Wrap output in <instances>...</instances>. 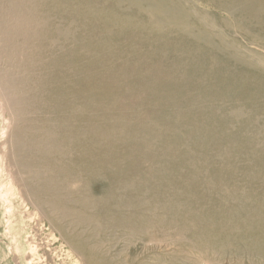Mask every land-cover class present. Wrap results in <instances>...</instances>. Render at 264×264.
<instances>
[{
  "label": "bare ground",
  "instance_id": "bare-ground-1",
  "mask_svg": "<svg viewBox=\"0 0 264 264\" xmlns=\"http://www.w3.org/2000/svg\"><path fill=\"white\" fill-rule=\"evenodd\" d=\"M193 1L0 0V58L11 66L0 94L23 198L86 264H112L103 249L118 238L108 237L133 247L162 224L205 255L256 264L264 251L253 236L264 235V52L232 41ZM209 2L227 30L264 32V0ZM198 185L218 202L194 195Z\"/></svg>",
  "mask_w": 264,
  "mask_h": 264
},
{
  "label": "rangeland",
  "instance_id": "rangeland-1",
  "mask_svg": "<svg viewBox=\"0 0 264 264\" xmlns=\"http://www.w3.org/2000/svg\"><path fill=\"white\" fill-rule=\"evenodd\" d=\"M193 4L198 10L204 11L205 14H207L215 22V26L218 27V29L226 36H229L232 41H236L237 44L248 45L254 52H264V48L260 47V44L254 40L261 39L262 37L264 38V32L262 30L255 27L250 30V37L249 35H245L243 33L241 34L240 32L227 30L220 21V19L225 18V15L219 12L215 6L210 4V2L208 3V0H194ZM4 6L7 8V4H5V2ZM108 8L112 9L110 7ZM200 11L196 12L199 13ZM133 15V13H130L131 17ZM86 22H89V20H85L83 23ZM62 26L66 25L63 23ZM252 38H254L253 40L255 42ZM21 58L23 59V57L19 56L16 61H22ZM0 60V71H9L11 66L5 58H0ZM225 81L226 80H224V82ZM242 94H248L247 90H243ZM4 100V98L2 100L0 94V264H86L84 259L77 253L73 252L65 243L66 240L63 241L60 234L52 227L47 214H45V212L42 213V211L37 207L31 206L27 200H25L26 198H23L25 196V187L23 184L24 176L22 174L20 175L17 166L14 163L15 161L11 155L10 145L13 140L12 134L16 127V123L12 119L8 106L4 103ZM240 107L242 108L241 110L243 113H247L250 109L258 110L256 107L248 104H241ZM147 109L148 108L146 106H143L139 107V110L137 111L145 114ZM214 123L213 125L218 129V126H220L219 121H216L215 124ZM226 123L231 124L234 129L239 127V123L236 122ZM182 124L187 125L188 122L184 121ZM101 126L102 123H100L99 120H94L92 123V130L96 131L98 128H101ZM141 132L143 133L144 131L142 130ZM200 132L205 133L207 130L202 129ZM194 141L195 140L190 141V144L194 146L195 149L193 150V153L196 155L204 154L200 149L195 148ZM105 146L109 148V150H112L116 148L118 144H116V142H108ZM113 154L114 153L109 155V163L112 162L110 160L112 156H115ZM205 155H208V153L202 156ZM127 167L128 165L126 168L122 166V170L130 171L131 168ZM131 170L133 171V169ZM169 171H173V169H170ZM171 175H173V173ZM171 175L168 182H171V184L178 187L182 192L188 191V188L180 183V178L183 175H180L179 177H177V174H174L173 177ZM143 176L147 179L146 174H143ZM198 186L192 188L194 195L208 198L213 203L218 202L217 198L211 197L212 191L210 189ZM257 188L258 186L251 185L248 190L257 191ZM158 191L163 193L162 190ZM160 201L161 200L157 201V204L161 205ZM251 203L254 204L255 202ZM211 213L218 214L219 210L213 212L209 211V215ZM154 215L160 217L158 210L154 213ZM218 230L219 229L217 227V231H214L218 232ZM177 231H182L181 227L178 225L176 226V229L175 227H165L163 224L161 226H155L142 244L136 243L133 244V247L128 243L125 236L122 237L115 234L117 237L114 235L110 236V239L113 240H110L109 237L107 238L106 236L107 242H111L112 245L114 242L116 243H114L113 248L107 246L106 243L103 250L107 255V260L112 264H123L121 263V260H123L125 264H239L238 262H241V260L242 264H248L250 262L247 256H244L245 258L242 257V259L239 260L228 252L217 251L208 255L202 254L200 253L201 251L199 252L200 249L197 243L194 248V246L191 247L192 244L185 239V241L180 238L176 239V234L178 233ZM188 233L189 234H186L187 237L185 236L186 239L195 238V231L189 230ZM118 236H120L121 239H119ZM166 236V239L163 238ZM250 236H252V234ZM253 236L256 238H253V240L264 241V235L261 236L259 234H255ZM116 238H118V240ZM115 239L116 241H114ZM123 241H125V244L126 242L128 244L123 245ZM183 244H185V246ZM124 246H126L127 250ZM186 246H189L192 249L189 247L187 248ZM261 252V258L258 259L259 261H257L256 264H264V251ZM252 258L254 259V257ZM32 260L33 263H29L30 261L32 262ZM249 264H251V262Z\"/></svg>",
  "mask_w": 264,
  "mask_h": 264
}]
</instances>
